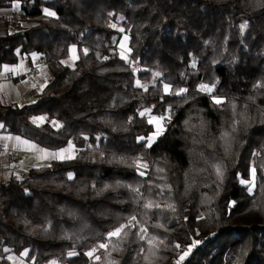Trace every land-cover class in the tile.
<instances>
[{
	"label": "trees",
	"instance_id": "trees-1",
	"mask_svg": "<svg viewBox=\"0 0 264 264\" xmlns=\"http://www.w3.org/2000/svg\"><path fill=\"white\" fill-rule=\"evenodd\" d=\"M0 9L38 18L0 36V66L36 53L51 73L34 102L0 106L3 132L46 151L74 148L0 183V264L25 251L32 264H107L109 254L175 264L193 241L181 264H264V0H0ZM123 35L128 60L116 48ZM69 45L71 66L61 64ZM144 110L165 120L150 146ZM253 168L254 183H241ZM132 216L137 227L107 239ZM152 236L164 242L155 255ZM94 247L98 261L85 255Z\"/></svg>",
	"mask_w": 264,
	"mask_h": 264
},
{
	"label": "crops",
	"instance_id": "crops-1",
	"mask_svg": "<svg viewBox=\"0 0 264 264\" xmlns=\"http://www.w3.org/2000/svg\"><path fill=\"white\" fill-rule=\"evenodd\" d=\"M44 12L45 10H43L42 15ZM37 19L18 16L11 9H0V36L9 33L17 26L25 28L33 25ZM11 24H15L16 27L11 28ZM61 64H64V62L61 61ZM5 67L15 69V71H6ZM50 79V71L43 59L36 53L18 56L16 63L13 65H1L0 106H21L34 102ZM16 137L18 136L4 133L2 127H0V183L10 178H20L31 168L50 164L48 156L39 151L42 148L31 142L30 144L35 145V148L19 144L15 139ZM8 255L6 254L7 258H9ZM11 264H32V262L24 256L15 259L14 263L11 262Z\"/></svg>",
	"mask_w": 264,
	"mask_h": 264
},
{
	"label": "snow or ice",
	"instance_id": "snow-or-ice-1",
	"mask_svg": "<svg viewBox=\"0 0 264 264\" xmlns=\"http://www.w3.org/2000/svg\"><path fill=\"white\" fill-rule=\"evenodd\" d=\"M44 14L46 16H55V13L54 12H51V11H49L47 9H45ZM247 26H248L247 24H242L241 25L242 31ZM126 39H127V37H125V40ZM121 47H123V44L121 45ZM69 51L73 54L72 55V59L73 60H75V59L78 58L75 55L76 49L74 47L73 48H70ZM85 54H87V50H85ZM33 55H35V54H33ZM121 58L122 59H126L127 57L122 53L121 54ZM5 70L6 71H15V69H8L7 67H5ZM156 75H159V73H157ZM137 84L139 86V82H137ZM164 88H165V91L167 92L168 89H169V85L165 84L164 85ZM200 90L201 91H211V88H209L207 85H201L200 86ZM180 91L183 92L184 89H181ZM213 100H214V103H216V104L223 103V101L221 99L216 98V97H214ZM35 119L42 121V120L45 119V117H37ZM153 119H155V118H153ZM149 122L151 123L152 121L150 120ZM0 127H2V125H0ZM161 131H162L161 129H158L157 132L154 133V136L160 135L161 134ZM225 135H227V134H225ZM153 138L154 137H148L149 145L151 144ZM15 139H16V141L19 144L28 145L29 148H35V145L30 144V142L27 141V140H21L20 137H16ZM141 139H143V138H141ZM71 148H72V144H71V142H69L68 148L67 149H61L59 152L48 153L44 149H39V151L42 152V153H44L45 156H49L50 155L53 158H60V159L67 158V159H71L72 157L70 155L69 156H64V153L70 151ZM140 174L141 175H144L145 173L144 172H141ZM217 174L218 175H222V173H221V171H220L219 168H217ZM251 175L253 177V180L252 181L242 180L241 183H254L255 176H256V169L255 168L252 169ZM71 178H72V176H71V174H69V179H71ZM144 207L146 209L147 208H152V207H157L158 208V207H160V205L159 204H154L152 201H149V202H147V203L144 204ZM168 207H172V206L171 205H168ZM173 210H174V208H173ZM137 226H138V224L136 222V217L135 216H132L129 219L128 223L121 224L118 227L114 228L112 231L108 232L107 239L112 240V239L115 238L117 240H121V239H123L124 237H126L128 235V231L127 230H129V229H131L133 227H137ZM147 232H148V229L146 227L140 226L137 235L140 237L141 240H144L145 237L147 236ZM147 243L149 245V252L152 255H155V252L157 251V247H156L157 244H163L164 242L162 240H157V238L155 236H152L150 239L147 240ZM198 243H200V241H193V244H191V245L188 246V248L183 252V254L180 255V257L175 261V264H181V262L189 255V253L191 252L192 248L195 247ZM97 247L98 248H102V249H107L109 247V245L107 243H100ZM97 247L92 248L90 251H88L87 253H85V255H87L90 258L94 257L95 260H97V261L100 260V257L99 256H94V254L97 251ZM176 247L179 248L181 246L179 244H177ZM118 250H119L118 245H113V251H118ZM141 251L143 252L144 249H141ZM21 255H27V252L25 251L24 253H21ZM68 255L69 256L75 255V252H69ZM145 258L147 259V257H145ZM51 264H55V261L51 262ZM107 264H118V262L115 261V260L110 259V254H109V258H107Z\"/></svg>",
	"mask_w": 264,
	"mask_h": 264
},
{
	"label": "rangeland",
	"instance_id": "rangeland-1",
	"mask_svg": "<svg viewBox=\"0 0 264 264\" xmlns=\"http://www.w3.org/2000/svg\"><path fill=\"white\" fill-rule=\"evenodd\" d=\"M12 11H13V12H16V13L18 14V16H20V14H19L16 10L12 9ZM41 16H46V15L43 14V15H41ZM125 37H126V35L121 36L120 40H118V41L116 42V48H117V51H118V53H119V56L121 57V54L123 53V54L127 57L125 60H128V46H127V39L125 40ZM122 44H123V47H121ZM73 47L76 49V46H75V45H69V46L67 47V54H66V56L61 60L62 62H64L63 65L71 66V65H73V63L76 61V59H75V60L72 59V55H73V54L69 51V49H70V48H73ZM36 55H37V54H36ZM75 55L77 56V50H76V52H75ZM136 85H138L137 82H136ZM139 86L145 87V84H141V83H139ZM200 86H201V85H199V86L197 87L198 90H200ZM163 91L166 92L164 87H163ZM200 91H201V90H200ZM142 114H146L145 116L147 117V122H148V123H150V122H149L150 120L152 121V122L150 123V124L152 125V133L149 134V135L147 136V138H146V145H147V146H150V145H152V144L156 141V139H157V138L162 134V132L164 131V128H165V124H164V123H165V120H162L161 118H157V117H154V116L149 115V114H148V110H144V111L142 112ZM37 117H44V116H43V115H39V116L32 117V118L30 119V121H31L34 125H41V124H43V123L45 122V119L42 120V121H41V120H36L35 118H37ZM153 118H155V119H153ZM50 125H51L53 128H57V127H58V123L55 122V121H51V122H50ZM158 129H161V130H162V131H161V134L158 135V136H154V133H156ZM148 137H154L150 145H149ZM68 146H69V143H68V144L66 145V147L63 148V149H67ZM60 150H61V149H60ZM60 150H58V151H53V152L49 151L48 153H55V152H59ZM69 155H70L71 157H73V155H74V148H73V146H72V148H71L70 151L64 153V156H69ZM65 159H67V158H65ZM65 159L53 158V157L50 156V155L48 156V161H50L49 163H51V162H53V161H62V160H65ZM8 254H9L8 257L10 258V259H9V258H8V259H9L12 263H14V260H15V259H18V258H21V257H24V256H25V255H21V254H19V255H15V254H11V253H8Z\"/></svg>",
	"mask_w": 264,
	"mask_h": 264
},
{
	"label": "built area",
	"instance_id": "built-area-1",
	"mask_svg": "<svg viewBox=\"0 0 264 264\" xmlns=\"http://www.w3.org/2000/svg\"><path fill=\"white\" fill-rule=\"evenodd\" d=\"M10 27H11V28H14V27H16V26H15V24H11ZM133 67H134L135 70H139V66H137V65H133Z\"/></svg>",
	"mask_w": 264,
	"mask_h": 264
}]
</instances>
